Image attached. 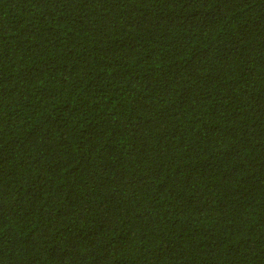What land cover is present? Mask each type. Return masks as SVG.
Listing matches in <instances>:
<instances>
[{"label": "trees", "instance_id": "16d2710c", "mask_svg": "<svg viewBox=\"0 0 264 264\" xmlns=\"http://www.w3.org/2000/svg\"><path fill=\"white\" fill-rule=\"evenodd\" d=\"M0 264H264V0H0Z\"/></svg>", "mask_w": 264, "mask_h": 264}]
</instances>
